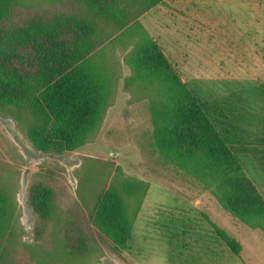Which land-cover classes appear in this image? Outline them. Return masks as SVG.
<instances>
[{"label": "rangeland", "instance_id": "rangeland-1", "mask_svg": "<svg viewBox=\"0 0 264 264\" xmlns=\"http://www.w3.org/2000/svg\"><path fill=\"white\" fill-rule=\"evenodd\" d=\"M19 1L46 7L47 16L70 12L55 0ZM136 20L204 105L264 201V0H161ZM114 52L121 68L112 105L94 137L71 153L34 151L25 124L0 109V188L13 208L11 233L21 257L32 255L40 264H264L261 229L234 217L190 176L157 161L147 101L131 97L125 86L130 66L117 46ZM114 176L147 184L124 248L90 224L96 200ZM38 185L52 191L44 219L30 204ZM72 214L82 217L94 243L70 260L61 227ZM217 230L239 243L237 254Z\"/></svg>", "mask_w": 264, "mask_h": 264}, {"label": "trees", "instance_id": "trees-1", "mask_svg": "<svg viewBox=\"0 0 264 264\" xmlns=\"http://www.w3.org/2000/svg\"><path fill=\"white\" fill-rule=\"evenodd\" d=\"M160 1L55 0L53 5L70 12L47 16L46 7L0 0V109L25 124L34 151L56 157L73 152L94 137L112 105L121 68L117 46L131 70L126 88L134 100L147 101L157 161L190 176L234 217L264 232V201L242 174L228 139L136 20ZM146 191L144 182L112 177L96 200L90 224L113 246L124 248ZM30 195L34 213L47 218L52 191L38 185ZM80 217L72 214L61 227L70 260L94 243ZM12 218L0 188V264H40L32 255L21 257ZM217 232L237 254L239 243Z\"/></svg>", "mask_w": 264, "mask_h": 264}]
</instances>
